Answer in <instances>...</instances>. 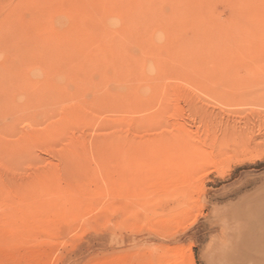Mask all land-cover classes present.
Listing matches in <instances>:
<instances>
[{
  "label": "rangeland",
  "instance_id": "obj_1",
  "mask_svg": "<svg viewBox=\"0 0 264 264\" xmlns=\"http://www.w3.org/2000/svg\"><path fill=\"white\" fill-rule=\"evenodd\" d=\"M260 192L264 0H0V264H218Z\"/></svg>",
  "mask_w": 264,
  "mask_h": 264
},
{
  "label": "bare ground",
  "instance_id": "obj_2",
  "mask_svg": "<svg viewBox=\"0 0 264 264\" xmlns=\"http://www.w3.org/2000/svg\"><path fill=\"white\" fill-rule=\"evenodd\" d=\"M173 145L176 149H183L181 147L183 144L178 143V141L173 143ZM196 154L197 152L194 153L192 151L191 155L188 156L190 160L193 158L191 160L193 163L183 165L193 169L197 163L194 162ZM140 174L142 173L140 172ZM225 218V223H221L219 237L213 241L214 251L212 254L210 253L211 251L207 252L204 256L207 263L210 261L208 256L211 254L213 260L216 258L218 264H264V194L260 192L257 196L240 202L237 206H232L227 211Z\"/></svg>",
  "mask_w": 264,
  "mask_h": 264
}]
</instances>
